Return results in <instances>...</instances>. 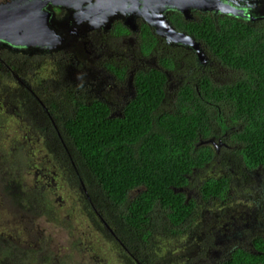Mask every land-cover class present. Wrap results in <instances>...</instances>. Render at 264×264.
<instances>
[{"label": "flooded vegetation", "instance_id": "1", "mask_svg": "<svg viewBox=\"0 0 264 264\" xmlns=\"http://www.w3.org/2000/svg\"><path fill=\"white\" fill-rule=\"evenodd\" d=\"M14 2L0 0V3ZM232 2L253 15L263 16L251 21L264 24V0ZM47 9L51 13L50 23L60 36V40L54 42L56 45L18 46L0 40V130L6 125L5 119L12 120L16 130L20 124L22 138L39 142L43 160L49 164L34 161L26 167L0 166V194L12 204L8 214L0 212L8 216V223L13 226L9 234L0 235L4 244L17 247L13 236L24 239L25 228L21 226L25 222L40 228L39 216L46 217L48 226L59 229L72 201H77L82 213L88 211L86 220L106 239L107 251L115 259L108 260L107 264H252L235 260L233 254L238 251L251 256L262 254L259 246L260 242L264 244V166L249 168L239 163L233 154L237 145L229 144L227 132L199 138L196 143V147L214 146L215 156L202 168L196 167L188 175L189 182L177 189L185 195L187 206L194 207L193 211L174 225L169 209H163L159 203L150 213V225L155 224L156 229L147 240L126 236L117 225L111 224L108 211L113 207L109 206L107 196L102 200L95 197L92 183L84 179V168L75 163L65 138L62 118L74 110L78 101H102L108 105L111 117H123L126 105L136 94L134 76L137 71L163 69L161 59L174 55L176 46L187 51L192 49L158 36L141 17H136V30H132L124 24L125 16L121 13L107 25L80 20L79 10L73 7L50 4ZM236 17L248 19L246 15ZM119 23L125 26L126 32L118 31ZM147 27L159 37L158 47L149 53L142 48V32ZM207 60L214 63L208 52ZM205 67L206 64H201L203 72ZM174 70L165 68L170 104L185 82L184 75L179 74L170 82ZM75 74L81 80L71 79ZM231 173L239 174L238 179L234 182L229 178L223 194L204 195L202 186L206 180L228 178ZM28 190H33L34 194L30 195ZM138 192L139 189L128 198L133 200ZM14 206L22 212L15 213ZM73 214L76 217V213ZM54 234L44 233V237L51 242ZM194 240L198 250L193 254L182 253V245L190 248ZM40 245L21 248L24 259L18 255L0 257V264H75L69 257H57L55 261L43 258L42 250L38 249ZM84 247L82 244H70L69 248L61 245L56 253L64 249L76 253ZM141 247H149L151 255Z\"/></svg>", "mask_w": 264, "mask_h": 264}, {"label": "trees", "instance_id": "2", "mask_svg": "<svg viewBox=\"0 0 264 264\" xmlns=\"http://www.w3.org/2000/svg\"><path fill=\"white\" fill-rule=\"evenodd\" d=\"M194 14L196 20H186L180 12L170 11L169 19L178 30L201 41L214 63L239 73L237 78L216 82L208 66L202 71L193 50L176 46L174 55L161 59L163 69L135 73L136 94L123 117H111L108 105L95 100L78 101L62 118L65 138L75 163L84 168V179L92 183L95 197L107 196L113 207L108 211L111 224L136 239L147 240L156 229L150 225V213L159 203L169 209L174 225L193 211L177 189L189 182L196 167L202 168L215 156L212 145L196 147L199 138L227 132L229 144L237 145L233 154L242 164L264 166V24L230 15ZM117 29L127 31L120 23ZM142 38L145 53L158 47L159 37L150 28L143 29ZM182 58L191 77L169 106L165 68L176 69ZM228 181L224 176L211 177L202 192L221 195ZM137 189L130 200L129 194ZM82 217H88L87 210ZM260 244L258 256L238 251L233 257L264 264V244ZM140 249L151 255L149 247Z\"/></svg>", "mask_w": 264, "mask_h": 264}, {"label": "water", "instance_id": "3", "mask_svg": "<svg viewBox=\"0 0 264 264\" xmlns=\"http://www.w3.org/2000/svg\"><path fill=\"white\" fill-rule=\"evenodd\" d=\"M87 1L88 5L84 6ZM50 4L78 9L77 17L92 24L109 25L121 13L125 16L124 24L132 30H136V17H141L158 36L190 47L201 64L207 62L205 47L172 24L170 11L180 12L186 20H196L195 11L235 17L246 15L250 20L263 17L237 7L232 0H15L0 3V40L18 46L56 45L60 36L50 23L51 13L47 9Z\"/></svg>", "mask_w": 264, "mask_h": 264}, {"label": "rangeland", "instance_id": "4", "mask_svg": "<svg viewBox=\"0 0 264 264\" xmlns=\"http://www.w3.org/2000/svg\"><path fill=\"white\" fill-rule=\"evenodd\" d=\"M185 56H190V54L186 53ZM206 65L211 69L210 74L213 79L219 83L230 82L237 78V76L239 75V73L232 71L231 69L226 68L219 63L211 64L209 60H207ZM186 66L187 61L182 58L179 62L178 67L174 70L173 75L170 76V82L175 81L179 75H184L185 81L190 80L189 78L191 77V75L190 72L185 71ZM71 76L73 77L71 78L73 80H81L80 76H77V74ZM171 104L169 103V106ZM0 119H2L1 115ZM5 122L6 125L0 130V166L26 167L27 165L34 164L35 162L46 164L43 160L44 155L41 144L39 142H34V140H24L22 138V127L20 124L17 125L18 129L16 130L17 127L12 120L5 119ZM4 131H7V133H4ZM219 147L221 148V146ZM1 148H3V150ZM221 152L223 153V149H221ZM236 157L237 156H235V158ZM223 158L224 153L222 154V159ZM237 160L239 163H241L238 157ZM239 170L242 171L241 169ZM237 175L239 174L231 173L230 175H228V178L232 179L235 182L238 179L236 178ZM28 192L30 193V195L34 194L33 190H28ZM50 194L51 192H47V195ZM11 206L12 204L9 205V201L3 197V193L0 194V212L7 211L6 214H8ZM70 207L71 208L67 211V216H65L61 220V223L63 225L59 226V229H56L55 226H48L50 224H47L46 217L39 216L37 217V219H40L42 221V226L40 228H34L32 222H25L23 226H21V229L22 227L25 228L24 239L13 236L15 238V245L17 247L13 245L7 246V244H4L3 238L0 237V247H10L11 249H0V257H14V255H18L21 259H24L25 256L21 254L24 252L20 251L21 248H27L31 245L38 246V244H41L40 248L38 249L42 250V257L46 258L50 254L52 256L51 260L53 261H55L57 257H69L71 258L70 261L75 262V264H107L108 260L109 262H113L115 259L107 251L108 246L106 244V239L104 238L102 233L96 231L95 228H93V226L89 223L90 221H87L86 218L82 217L80 204L77 201H72ZM13 211L15 213L22 212L21 209H18L15 206ZM73 212L76 213V217L74 216ZM6 214L5 216H2L0 213V235H7L12 231L10 228H12L13 226L8 223V216H6ZM78 215L82 219H80ZM19 228H17V230ZM44 233H46V235L55 233L54 237H51V242H49V239L47 237H44ZM195 240L190 243L193 248H187L182 245L183 250L181 252L193 254L194 251H197L198 249L196 248L198 247L195 244ZM70 244H82L85 247L81 249V251H77L76 253H73L68 249H64L62 253H56L57 250H60L58 249V246L63 245L64 248H69ZM11 260L12 258L9 261L11 262Z\"/></svg>", "mask_w": 264, "mask_h": 264}]
</instances>
